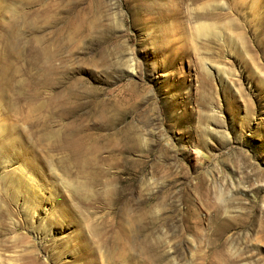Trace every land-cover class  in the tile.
I'll use <instances>...</instances> for the list:
<instances>
[{
  "label": "rangeland",
  "instance_id": "rangeland-1",
  "mask_svg": "<svg viewBox=\"0 0 264 264\" xmlns=\"http://www.w3.org/2000/svg\"><path fill=\"white\" fill-rule=\"evenodd\" d=\"M0 264H264V0H0Z\"/></svg>",
  "mask_w": 264,
  "mask_h": 264
},
{
  "label": "bare ground",
  "instance_id": "bare-ground-1",
  "mask_svg": "<svg viewBox=\"0 0 264 264\" xmlns=\"http://www.w3.org/2000/svg\"><path fill=\"white\" fill-rule=\"evenodd\" d=\"M197 154H200V155H201V153H199V152H197ZM29 179H31V182H32V183H35V182H36V181H34L33 178H29Z\"/></svg>",
  "mask_w": 264,
  "mask_h": 264
}]
</instances>
